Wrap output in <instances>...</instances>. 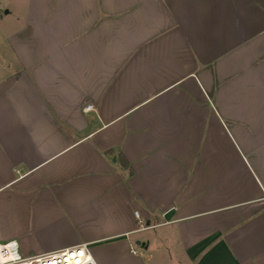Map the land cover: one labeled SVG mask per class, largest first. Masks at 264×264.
<instances>
[{"label":"crops","instance_id":"1","mask_svg":"<svg viewBox=\"0 0 264 264\" xmlns=\"http://www.w3.org/2000/svg\"><path fill=\"white\" fill-rule=\"evenodd\" d=\"M17 4L0 30V242L264 264V0ZM134 211L158 225L137 231Z\"/></svg>","mask_w":264,"mask_h":264},{"label":"built area","instance_id":"2","mask_svg":"<svg viewBox=\"0 0 264 264\" xmlns=\"http://www.w3.org/2000/svg\"><path fill=\"white\" fill-rule=\"evenodd\" d=\"M137 218L136 230L152 229L157 223L146 222L134 211ZM130 251L135 253V249ZM0 264H97L87 243L46 251L35 255L25 256L19 250L17 241L0 242Z\"/></svg>","mask_w":264,"mask_h":264},{"label":"rangeland","instance_id":"3","mask_svg":"<svg viewBox=\"0 0 264 264\" xmlns=\"http://www.w3.org/2000/svg\"><path fill=\"white\" fill-rule=\"evenodd\" d=\"M22 6L26 7V4H23ZM16 8H18L17 0H0V15L2 18H4V20L0 21V30H3L4 33L6 29L9 31L14 25L9 21V17L7 18L3 14L6 13L5 11L7 10H10L11 13H15Z\"/></svg>","mask_w":264,"mask_h":264},{"label":"water","instance_id":"4","mask_svg":"<svg viewBox=\"0 0 264 264\" xmlns=\"http://www.w3.org/2000/svg\"><path fill=\"white\" fill-rule=\"evenodd\" d=\"M5 12H7V11H5Z\"/></svg>","mask_w":264,"mask_h":264}]
</instances>
